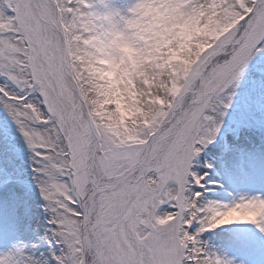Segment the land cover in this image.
<instances>
[{"label":"snow or ice","instance_id":"1","mask_svg":"<svg viewBox=\"0 0 264 264\" xmlns=\"http://www.w3.org/2000/svg\"><path fill=\"white\" fill-rule=\"evenodd\" d=\"M158 14L212 34L172 60L182 41L145 31ZM117 37L159 57L133 70ZM0 112L30 171L0 138V264H238L264 246V0H0ZM258 167L261 194H233Z\"/></svg>","mask_w":264,"mask_h":264},{"label":"rangeland","instance_id":"2","mask_svg":"<svg viewBox=\"0 0 264 264\" xmlns=\"http://www.w3.org/2000/svg\"><path fill=\"white\" fill-rule=\"evenodd\" d=\"M135 0H110V3L117 10L125 9L127 6L133 4ZM162 16L158 14L155 18V21L151 26L146 29V32H152L156 29H160L163 32V36L169 37V42L180 40L182 41L183 46L172 51L170 59L175 60L178 58L179 53H183L185 56L191 54L195 56L197 54L196 44L198 38L209 36L212 33L207 29V25L204 28H197L195 23L184 24V25H174L168 29L161 28ZM163 36L161 37L163 39ZM113 42H115L119 52L123 57L127 59L128 65L131 69L135 70L138 66H142L146 63H154L155 60L159 57L160 49H156L155 53L149 52L141 55L137 49L129 46L126 43H123L120 37H117ZM119 67V65H117ZM127 71L122 73L121 79L127 77ZM122 107V106H121ZM0 138L3 139V144L10 145L15 150L14 164L21 169L23 175L30 179V171L28 170L27 164V153L24 148L23 141L19 135L15 132L14 125L8 120V118L0 112ZM2 146V145H0ZM209 188L211 189L208 193V196H216L215 199L221 200V202H226L224 199H221L219 196L225 195L220 192L214 185L213 182H209ZM214 193H220L221 195H215ZM218 196V197H217ZM34 205L38 204L39 201L33 195ZM43 219V218H42ZM43 235V231H41ZM7 245L0 244V251L6 250Z\"/></svg>","mask_w":264,"mask_h":264},{"label":"bare ground","instance_id":"3","mask_svg":"<svg viewBox=\"0 0 264 264\" xmlns=\"http://www.w3.org/2000/svg\"><path fill=\"white\" fill-rule=\"evenodd\" d=\"M112 4V3H111ZM113 6V4H112ZM114 7V6H113ZM115 8V7H114ZM115 43V42H113ZM117 47V46H116ZM118 49V48H117ZM119 51V49H118ZM233 191V194L240 193V194H246V195H260L262 190V183H261V171L259 167L257 168L255 174L245 181H242L238 186L231 189ZM207 192L205 193L206 197L209 199H215L216 196H208ZM215 195H221L220 193H214ZM218 197V196H217ZM221 199H224V195L219 196ZM239 216V214H236ZM244 218L251 219L253 218L250 215H245ZM229 228H240V229H247L251 231V226H227ZM202 239L208 244L209 248L212 251H217L220 248V241L214 234H205ZM230 259H234L238 261V264H264V246L262 245H255L245 251L242 252H234L229 255Z\"/></svg>","mask_w":264,"mask_h":264}]
</instances>
